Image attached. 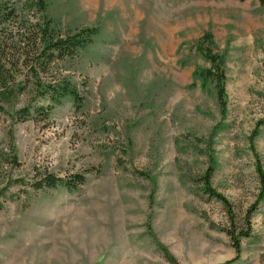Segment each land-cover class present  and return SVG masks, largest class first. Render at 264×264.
Masks as SVG:
<instances>
[{
  "label": "rangeland",
  "instance_id": "1",
  "mask_svg": "<svg viewBox=\"0 0 264 264\" xmlns=\"http://www.w3.org/2000/svg\"><path fill=\"white\" fill-rule=\"evenodd\" d=\"M44 1L41 11L37 0H0L5 66L25 88L0 102V264H264V199L237 255L227 210L193 181L211 154L212 185L238 234L260 195L257 159L264 171L259 1ZM4 5L18 18L3 23ZM46 19L64 36L98 29L74 59L40 73L45 84L69 80L83 97L80 109L67 97L48 118L34 111L48 104L31 102L29 70ZM207 34L225 59L224 115L199 50ZM46 172L86 180L73 191L37 190Z\"/></svg>",
  "mask_w": 264,
  "mask_h": 264
},
{
  "label": "trees",
  "instance_id": "2",
  "mask_svg": "<svg viewBox=\"0 0 264 264\" xmlns=\"http://www.w3.org/2000/svg\"><path fill=\"white\" fill-rule=\"evenodd\" d=\"M244 1V0H240ZM261 7L264 9V0H258ZM34 5H38L40 10L43 11L45 9V1L37 0ZM16 9L10 8L7 5L2 7L1 21L3 23L10 22L14 20L16 17ZM18 18V17H17ZM37 34L32 41L34 45L37 42L41 43L42 49L40 54L36 51L33 52L35 55L32 65L30 66V76H32L34 87L33 93H35L34 97L31 99V102H37V100H41L43 103H47L46 109L42 106L35 107L34 111L38 115H44L45 118H48L52 109L56 105H60L63 102V99L67 97H71L74 102L75 108L78 110L81 107V103L83 101V97L79 94L77 88L73 86L69 80L63 78L60 82L57 83H48L45 84L40 77V73H46L48 71V67L55 60H62L64 58L74 59L78 52L81 49H84L88 46L94 36L98 33L97 28H87L83 29L75 34L68 33L64 36V34H60L55 31L53 27H51V20L46 19L44 25H37ZM214 43L211 40V36L207 34L202 42L199 43V50L204 54V57L209 63V68L207 69L208 77L212 78L216 82V91H217V99L218 103L221 107V112L224 115L226 110V100H225V59L224 56L216 54L213 52L211 46ZM0 47V102L5 100L13 99L16 96H19L22 91L25 90L24 87H20L17 89L16 86V75L13 74L10 68H7L5 65V57L6 53H4ZM10 62V61H9ZM33 63L35 64L33 66ZM12 64V63H11ZM14 67V65H12ZM18 66V63H17ZM15 68V67H14ZM32 105L25 107L21 110L24 115H30V110ZM2 107H0V110ZM261 123H264L262 121ZM261 123L257 125V128L253 131V138L257 136L258 128L261 126ZM210 148V144L208 145V149ZM254 150V148H252ZM11 162L14 166H17L18 157L16 155L15 147L11 150ZM210 164L206 171L203 173L201 177L197 180L199 186L201 187L204 193L208 194L210 197L216 198L220 201L225 209L227 210L230 219V223L232 224L231 229H226L227 234L231 238L233 242V246L237 255L241 253V238L250 236L251 232V224L250 219L254 212L257 210L259 203L264 199V171L261 165V161L257 159L256 171L258 173L259 182H260V195L258 197V201L255 202L246 212L244 217L245 227L241 229L237 234L236 222L234 219L233 211L231 208L230 202L227 198L216 191V189L212 185V176L214 172V159L210 154L209 156ZM85 176L77 174L74 175L70 180H64L61 177L57 176L54 173L46 172L39 181L34 184V187L45 190H53L57 189L60 186L66 187L67 190L73 191L79 185L85 183ZM12 183V182H11ZM10 183V184H11ZM7 187L0 190V196H4Z\"/></svg>",
  "mask_w": 264,
  "mask_h": 264
}]
</instances>
